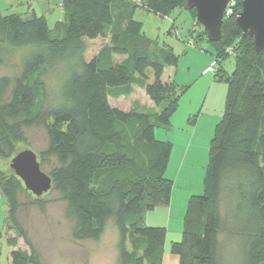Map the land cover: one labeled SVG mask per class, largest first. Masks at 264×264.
<instances>
[{"label": "trees", "instance_id": "16d2710c", "mask_svg": "<svg viewBox=\"0 0 264 264\" xmlns=\"http://www.w3.org/2000/svg\"><path fill=\"white\" fill-rule=\"evenodd\" d=\"M60 1L64 22L53 29L32 12L0 14V47L29 50L17 76L0 78V158L16 154L12 141H23L25 130L42 127L47 139L42 154L56 162L47 175L74 224L73 237L96 241L112 220L118 232L116 264H162L166 230L146 226L143 217L171 199L172 181L164 175L172 145L157 140L155 128L170 129L187 89L177 90L171 74L164 79L165 68L176 67L178 59L171 50L153 48L142 34V24L133 18L138 4ZM141 1L161 17L185 4ZM202 34L214 49L212 75L226 85L224 110L209 144L203 192L187 201L181 238L171 243L170 253L178 264H264V50L253 52L252 39L241 36L232 17L223 22L219 41L211 43ZM236 37L234 70L225 75L220 64ZM105 38L109 45L86 60V42ZM53 73L57 100L46 104L45 78ZM134 88L157 109L154 118L110 105V98L128 97ZM23 189L13 173L5 179L16 227L17 194ZM18 228L29 253L11 250L10 264H41Z\"/></svg>", "mask_w": 264, "mask_h": 264}, {"label": "rangeland", "instance_id": "374dc122", "mask_svg": "<svg viewBox=\"0 0 264 264\" xmlns=\"http://www.w3.org/2000/svg\"><path fill=\"white\" fill-rule=\"evenodd\" d=\"M233 1L236 5L237 2H242V0ZM37 5V14H40V9L45 8L50 29L53 22H64V17L60 14L57 4L53 0L49 5L43 6L42 3H37ZM184 5L169 13L168 16L161 17L151 13L145 1H141L133 18L142 24L141 32L151 41L153 48L158 51L171 50L178 59L176 67L165 68L164 72L165 80L169 74L172 75L171 80L177 90L187 88L179 98L184 103L180 112L182 111L185 115L181 116L182 128H184L181 131L183 140L182 142L177 140L173 148L174 177L178 171V166L182 165L183 157H185V162L177 182L173 179L170 180L173 181L172 190L175 185L176 192L174 195H182V193L200 195L203 190L208 163L209 144L224 110L226 85L222 80L215 81L214 75L210 73L202 74V71L211 61V53L214 52V49L208 42L203 41V29L196 22L194 11H187ZM8 7L0 4L1 14L20 13L23 9L16 3L9 7L10 9ZM240 8L241 3L239 9L235 7V15ZM235 15L232 17L233 20ZM118 29H120L119 22H116L115 30ZM197 38L202 41H197ZM237 41L238 37L232 39L226 46L225 55L228 57L220 64L221 71L225 75H230L234 70L235 56L238 53L237 49H234V45ZM86 43L84 58L88 60L96 55L102 47L108 46L110 42L108 38H105L87 41ZM156 50H151V53L158 55L159 52ZM28 51V49L0 47V78L17 76L20 72V62ZM115 58L116 60L123 59V57ZM216 69L217 67H214V72ZM45 85L47 89L45 103L56 101L58 81L55 73L45 78ZM109 103L111 106L125 111L133 108L144 111L152 118L155 117L157 110L148 102L143 91L137 88H134L128 97L110 98ZM178 126L179 124L173 123L172 129L170 128L176 135L180 134L179 131H176L179 129ZM164 131L159 127L155 128L157 137L164 134ZM12 145L14 153L31 150L36 155L41 170L45 174H49L51 168L56 164L53 157L42 154L47 145L46 135L42 127H32L25 130L24 140H13ZM12 157L0 158V264H10L9 252L11 250L29 253L23 237L19 234L18 227L26 233L27 238L39 255L41 264H116L118 232L112 220L106 222L103 233L96 241L74 238L72 234L74 224L71 219L66 217L65 203L52 187L39 198L25 189L18 192L19 206L14 215L18 225L16 227L10 220L8 199L4 191L5 179L12 173L9 167ZM164 176L168 179L170 174L166 172ZM179 201L175 198L174 204L176 205ZM222 206V211H224L226 203L222 202ZM151 212L148 211L144 214L143 222L146 226L150 225L145 223V217ZM127 249L130 250L128 244ZM168 255L163 264H178L175 256Z\"/></svg>", "mask_w": 264, "mask_h": 264}, {"label": "water", "instance_id": "95a60500", "mask_svg": "<svg viewBox=\"0 0 264 264\" xmlns=\"http://www.w3.org/2000/svg\"><path fill=\"white\" fill-rule=\"evenodd\" d=\"M230 0H185V9L194 11L196 22L203 28L209 42L215 43L221 38L223 13ZM235 25L241 36L252 39L255 54L264 50V0H242L241 8L236 13ZM12 173L18 177L24 189L36 198L51 189V178L45 174L31 150L17 152L10 160Z\"/></svg>", "mask_w": 264, "mask_h": 264}, {"label": "crops", "instance_id": "0c3cea01", "mask_svg": "<svg viewBox=\"0 0 264 264\" xmlns=\"http://www.w3.org/2000/svg\"><path fill=\"white\" fill-rule=\"evenodd\" d=\"M55 4H57V7L60 11V14L63 15V12L61 10V1L60 0H53ZM52 2V0H0V4H4L6 7H12L15 3L16 5H20L23 9L22 12L20 13H10V14H20L22 16H27L29 15L31 12L34 13L37 16H42L44 17L46 24L49 27V22H48V17L45 13V8L40 9L39 13L37 14V3H42V5L44 6L45 4H50ZM8 7V8H9ZM7 9V8H6ZM10 9V8H9ZM1 14V12H0ZM3 15V14H1ZM9 15V14H6ZM59 21L53 22L52 24V28L54 27V25L56 23H58ZM202 74H206L204 73V70L202 71ZM183 102L179 100V104L177 107V110L175 111V113L172 115L171 119H170V126L173 123H177L179 124L178 126V130L180 134H174L175 132L172 131V127H170V130H166L164 131V134H162L160 137L156 136L155 133V138H157V140L160 141H168L171 143L172 145V150H171V154H170V158H169V162L166 168L165 173L167 172L168 174H170L169 176V180L173 179V181L177 182L181 171H182V165L185 162V157H183L182 159V165L180 164L178 166V171L177 173H175V177L173 175V166H172V156H173V148L174 145L176 143L177 140H183V137L181 135V131H183L184 128H182V115H185V113H182V111L180 112L181 108H183ZM181 123V124H180ZM172 181V182H173ZM175 185L174 188L171 192V199H170V203L168 205L165 206H159L155 209L152 210V212L149 215H145V223L152 226V225H160L158 227H164L166 230V235H165V242H164V248H163V259H162V264L163 261L166 259L167 256H169L168 254L170 253V246L172 242H176L178 240H180L181 238V233H182V227H183V218L185 215V207L187 205V201L189 200V198L193 195V194H187L185 195L184 193L181 194H177L174 195L175 193ZM203 192V190H202ZM201 192V193H202ZM191 195V196H189ZM176 198V200H181L175 205L174 204V199ZM157 223V224H155ZM172 255V254H171Z\"/></svg>", "mask_w": 264, "mask_h": 264}, {"label": "built area", "instance_id": "2783aa9c", "mask_svg": "<svg viewBox=\"0 0 264 264\" xmlns=\"http://www.w3.org/2000/svg\"><path fill=\"white\" fill-rule=\"evenodd\" d=\"M134 4H138L141 2V0H128ZM235 7H236V4H235V1L233 0H230L226 7H225V10H224V13H223V19L224 21L233 17L235 15ZM214 66H215V62H211L204 70V73H211L213 74L214 72Z\"/></svg>", "mask_w": 264, "mask_h": 264}]
</instances>
